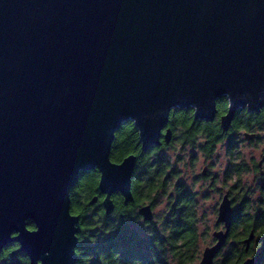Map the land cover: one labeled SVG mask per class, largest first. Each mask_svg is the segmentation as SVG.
I'll return each instance as SVG.
<instances>
[{"label":"water","instance_id":"1","mask_svg":"<svg viewBox=\"0 0 264 264\" xmlns=\"http://www.w3.org/2000/svg\"><path fill=\"white\" fill-rule=\"evenodd\" d=\"M222 98L224 130L239 109L264 108V0H0V249L16 241L30 264H73L80 176L99 170L107 214L114 193L134 199L138 156H110L121 125L141 129L144 151L160 109L213 121ZM160 136H171L168 124ZM139 209L152 220V204ZM234 218L226 194L216 221L224 229L198 264H214Z\"/></svg>","mask_w":264,"mask_h":264},{"label":"trees","instance_id":"2","mask_svg":"<svg viewBox=\"0 0 264 264\" xmlns=\"http://www.w3.org/2000/svg\"><path fill=\"white\" fill-rule=\"evenodd\" d=\"M218 115L213 121L195 120L194 109H174L173 113L177 120L187 117L186 124L193 130V135L207 131L212 141L221 140L225 137L230 139L237 138L241 127L250 125H264V108L260 112L250 111L247 108L239 109L228 130H224L220 124L221 116L228 107L227 98H222L218 103ZM156 149L152 148L149 153H145L140 143L139 131L133 121H125L115 133V139L111 150V159L114 162H121L125 157L135 154L138 157L145 156V164H149L148 156ZM160 162V157L151 161V164ZM169 167L165 173H160L155 180L167 181L170 179ZM148 168L145 167L146 175ZM152 178L150 177L149 180ZM99 170H91L80 176L71 191V211L81 217V229L78 233V248L76 264H128L134 257L146 254L147 241L132 243L136 239L138 229L131 226L133 217L138 220L143 218L135 212V209L146 203L153 194L162 189L156 183L145 186V179L139 172H135L132 191L134 199L125 203L121 193L116 192L112 195L115 209L107 214L102 200L104 195L99 191ZM98 195L99 200L91 204V199ZM154 205V201L151 202ZM82 209V210H81ZM182 212L181 199H174L170 204V211L167 219L163 222L166 227L161 230L153 220L144 222L153 234L164 235L168 233L164 240L157 238V245L167 248L172 254L173 264H193L198 259V249L194 247L196 240L195 226L181 219ZM34 225H30L33 228ZM115 228V230H113ZM254 230L255 236L260 234L263 237L259 245L261 249L257 255H251L255 240L252 241L248 251L244 239ZM227 243H230L229 250L224 256L225 264H241L249 256L255 257L253 264H264V213H250L248 211L235 212ZM119 253L118 255L116 253ZM83 257V259H79ZM159 260V257H157ZM0 264H30L27 254L20 250V244L16 241L9 243L0 249ZM164 264H168L167 261Z\"/></svg>","mask_w":264,"mask_h":264},{"label":"clouds","instance_id":"3","mask_svg":"<svg viewBox=\"0 0 264 264\" xmlns=\"http://www.w3.org/2000/svg\"><path fill=\"white\" fill-rule=\"evenodd\" d=\"M170 107L173 106L167 105L166 108L160 109L155 140L147 150L144 146L145 153H149L152 148L156 149L148 156L149 164H145V156L142 154L134 161V167L137 170L148 168L144 177L146 187L150 186L151 183H156L158 187L162 185V189L155 193V198L158 199L152 206L151 218L154 223L160 224L167 214L171 202L174 199H181V219L195 226L194 247L198 249L201 233L210 237L211 233L216 230L218 216L215 204L224 195L223 184L230 176H236L242 187L247 188L251 185L253 203L249 206V212H253L259 206L257 197L264 199V188L257 185L256 182V177L260 173H264V125L256 124L241 127L236 133L239 138L238 143L233 147L222 142L215 148H211L209 145L201 148L204 141L211 140L207 131L194 136L193 130L186 124L187 117L177 120L175 113H173L172 119L168 118ZM132 119L136 118L132 117ZM165 124L171 126V136L165 138L164 143H160V129L164 128ZM138 131H140L142 139L141 129L138 128ZM245 132L255 133L256 138L252 140L245 138ZM211 143H215V141H211ZM157 157H160V162L151 164V161ZM169 167L174 170V173L170 174L169 180L165 181L162 177L160 180H155L157 175L165 173ZM206 168L208 169L207 175H201ZM217 173L220 174L219 177L216 176ZM150 177L151 180H149ZM217 184L220 186L219 192L214 187ZM206 189L210 193L208 199L204 198ZM135 212L139 214L140 209H135ZM133 223L137 226L138 231L136 239L132 243L147 241L148 244L146 254L132 258L128 264H164L165 261L168 264H173L172 254L169 250L161 248L156 243L157 238L163 241L168 233L165 232L164 235L153 234L150 228L145 226L144 221L136 220L134 217ZM165 227V225L160 224L161 230ZM72 237L76 242L72 247V253L76 258L73 261L74 264L78 258L76 246L79 243V240L76 239L75 224L72 225ZM51 255L50 250L43 252V257H50ZM79 259H83V257H79Z\"/></svg>","mask_w":264,"mask_h":264},{"label":"rangeland","instance_id":"4","mask_svg":"<svg viewBox=\"0 0 264 264\" xmlns=\"http://www.w3.org/2000/svg\"><path fill=\"white\" fill-rule=\"evenodd\" d=\"M246 138V136H245ZM256 137H253L249 140H252ZM213 164L215 163L214 161L212 162ZM226 171L228 170L227 168L225 169ZM170 171V174H173L174 173V170L172 168L169 169ZM139 174H141V177H143L144 179V173H145V168H140L138 170ZM178 175V174H176ZM202 175V173H201ZM219 173L216 174L217 177H219ZM182 179V178H181ZM256 182H257V185L261 186L262 188H264V174H259L257 177H256ZM214 187L216 188V191L219 192L220 190V186L217 184V185H214ZM223 189H224V194L229 190V191H232V195L233 197L235 198V208L237 210L241 209V211H248L249 212V206L253 203L252 201V192H253V189L251 187V185H249L247 188L245 187H242L239 183V180L236 176H231L227 179V181L223 184ZM205 193L206 195L204 196L205 199H208V194L209 193V190L206 189L205 190ZM171 193H169L170 195ZM223 197V196H222ZM222 197L216 202L215 204V207L217 209V216H218V210H219V205L221 203V200H222ZM158 198H155V194H153V196L146 200V203H150L152 204L151 202L154 201V204L156 202ZM243 199H247V203L244 204V206L241 204L242 200ZM257 201L259 202V206L255 208V210L253 212H250V213H257V212H262L264 213V199H261L260 197H257ZM242 206V207H241ZM169 211H170V205L168 207V210H167V214L163 217V219L161 220L160 224H163V222L167 219L168 215H169ZM138 220H142L145 222L144 218H140ZM160 224H157L156 223V226L157 227H160ZM131 226L132 227H135L137 228V226L132 222L131 223ZM216 230H220V229H224V224L223 223H219V224H216ZM213 231L211 233V236L208 237L206 236L204 233H201L200 235V238H199V254H198V259L193 263V264H198L202 258V254H203V251L204 249L207 247V246H210L212 245L213 243L216 242V237L214 236V232ZM256 241L254 246H253V250L251 252V255H257V253L261 250L259 248V245L262 243L263 241V237L260 235V234H257L254 239L252 241ZM252 243V242H251ZM229 245L230 243H226L223 247V249L219 252V254L216 256L215 258V261H214V264H225L223 261H224V256L225 254L228 252L229 250Z\"/></svg>","mask_w":264,"mask_h":264},{"label":"flooded vegetation","instance_id":"5","mask_svg":"<svg viewBox=\"0 0 264 264\" xmlns=\"http://www.w3.org/2000/svg\"><path fill=\"white\" fill-rule=\"evenodd\" d=\"M221 100V99H220ZM219 100V101H220ZM219 101H218V103H219ZM227 109H228V107H227ZM227 111V110H226ZM226 111L223 113V114H225L226 113ZM222 114V115H223ZM221 115V116H222ZM221 116H219V120H220V117ZM236 116V115H235ZM235 118V117H234ZM234 120V119H233ZM233 122V121H232ZM220 124H221V121H220ZM232 124V123H231ZM169 127H171L170 125H168ZM231 126V125H230ZM230 128V127H229ZM228 130V129H227ZM246 133H249V132H245V136H246ZM249 134H255V133H249ZM256 137V136H255ZM246 138H248L247 136H246ZM249 139H251V138H249ZM238 140H239V138H238V135H237V138H235V139H230V138H227V137H225V138H223V139H221V140H216L215 141V143H211V141L212 140H206V141H204L202 144H201V148H203L205 145H209L211 148H215L216 147V145H218V144H220V143H222V142H224V143H226L229 147H233V146H235L237 143H238ZM258 168H259V165L257 166ZM138 170L136 169V172H137ZM207 173H208V169L206 168L205 170H204V172L202 173V175H207ZM261 174H264V173H261ZM231 177V176H230ZM232 191H227L224 195H223V197H222V200H223V198H224V196L226 195V194H228V197H229V199L231 200V203H232V207L234 208V210H235V212L237 211V209L235 208V198L233 197V195H232ZM171 195V194H170ZM97 197H98V200H99V196L98 195H96ZM97 200V201H98ZM103 200H104V198H103ZM103 200H102V204H103ZM222 200H221V202H222ZM247 199H243L242 200V202H241V204L244 206V204H246L247 203ZM146 204V203H145ZM93 205V204H92ZM153 206V205H152ZM220 206V205H219ZM242 207V206H241ZM34 228V227H33Z\"/></svg>","mask_w":264,"mask_h":264}]
</instances>
